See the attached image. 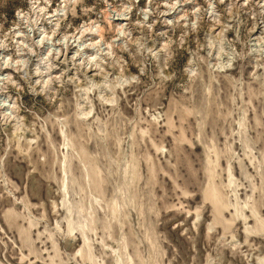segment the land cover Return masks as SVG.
I'll return each instance as SVG.
<instances>
[{
	"label": "rangeland",
	"instance_id": "rangeland-1",
	"mask_svg": "<svg viewBox=\"0 0 264 264\" xmlns=\"http://www.w3.org/2000/svg\"><path fill=\"white\" fill-rule=\"evenodd\" d=\"M0 264H264V0H0Z\"/></svg>",
	"mask_w": 264,
	"mask_h": 264
},
{
	"label": "bare ground",
	"instance_id": "bare-ground-1",
	"mask_svg": "<svg viewBox=\"0 0 264 264\" xmlns=\"http://www.w3.org/2000/svg\"><path fill=\"white\" fill-rule=\"evenodd\" d=\"M117 20H124V19H120L119 17L118 18H116ZM87 28V27H86ZM82 32H83V30H81ZM85 31V30H84ZM259 41V40H258ZM58 42V41H57ZM72 48V47H71ZM80 49V48H79ZM68 54V53H67ZM72 55H74V53L72 54ZM75 56V55H74ZM73 56V57H74ZM73 59V58H72ZM68 61V60H67ZM96 61H97V59H96ZM50 67V66H49ZM58 68V67H57ZM79 68V67H78ZM87 70V71H86ZM85 71L86 72H88L91 76H93V77H96V76H98V74L94 71V69H90V70H88V69H86ZM57 71V70H56ZM99 73V72H98Z\"/></svg>",
	"mask_w": 264,
	"mask_h": 264
}]
</instances>
